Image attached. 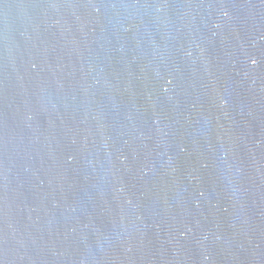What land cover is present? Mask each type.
<instances>
[{"label": "water", "instance_id": "water-1", "mask_svg": "<svg viewBox=\"0 0 264 264\" xmlns=\"http://www.w3.org/2000/svg\"><path fill=\"white\" fill-rule=\"evenodd\" d=\"M0 264H264V0H0Z\"/></svg>", "mask_w": 264, "mask_h": 264}]
</instances>
